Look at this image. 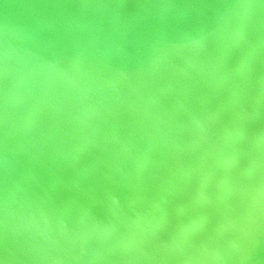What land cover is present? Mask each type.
Returning <instances> with one entry per match:
<instances>
[{
    "label": "bare ground",
    "instance_id": "obj_1",
    "mask_svg": "<svg viewBox=\"0 0 264 264\" xmlns=\"http://www.w3.org/2000/svg\"><path fill=\"white\" fill-rule=\"evenodd\" d=\"M88 1L117 16L92 22ZM57 2L58 14L43 0L31 16L69 38V62L104 73L81 74L111 97L102 166L117 149L134 161L116 157L115 202L99 182L75 186L114 214L91 233L51 228L0 199V264H244L264 250V0H147L135 22L120 14L123 0ZM72 154L60 168L75 178Z\"/></svg>",
    "mask_w": 264,
    "mask_h": 264
},
{
    "label": "water",
    "instance_id": "obj_2",
    "mask_svg": "<svg viewBox=\"0 0 264 264\" xmlns=\"http://www.w3.org/2000/svg\"><path fill=\"white\" fill-rule=\"evenodd\" d=\"M44 1L58 5L57 0ZM123 1L124 11L120 14L124 20L135 22L150 13L147 0H139L140 7L131 13L128 9L133 0ZM95 6L93 2L85 3L92 11V22L109 24L111 17L117 16L115 12H110L108 18L105 12L93 13ZM34 8L43 13V0H0V199L51 228L61 226L73 235L91 233L92 227L113 223L114 214L103 208L101 198H87L75 186L81 183L80 190H85L99 182L102 196L115 202L112 183L119 177L116 157L121 154V158H134L117 149L112 167L102 166V142H108L115 125L110 116L104 115L111 97L90 75L81 74L104 73L91 62H69V38H57L52 35L53 26L38 24L31 16ZM54 11L59 13L58 6ZM75 25L66 29L77 28L79 23ZM37 26L41 31H35ZM58 58L63 62L56 71ZM66 74L74 81L62 78ZM78 92L84 93L82 100L75 97ZM70 151L80 160V167L74 171L82 175L75 178L66 176V170L60 168V161L65 162ZM59 154V162L52 159ZM83 167L92 171L83 174ZM90 173L95 175L92 180ZM88 204L93 209L82 213L81 207Z\"/></svg>",
    "mask_w": 264,
    "mask_h": 264
},
{
    "label": "rangeland",
    "instance_id": "obj_3",
    "mask_svg": "<svg viewBox=\"0 0 264 264\" xmlns=\"http://www.w3.org/2000/svg\"><path fill=\"white\" fill-rule=\"evenodd\" d=\"M262 239L264 240V237H262ZM262 239L259 240L260 243H261V240H262ZM261 252H262V253H261ZM257 255H258V256H257ZM260 255H261V257H260ZM263 255H264V250L258 252V253L254 256V258H251L250 260H248V261L245 262V263H246V264H256L257 262H258V263H261V261L264 260ZM256 258H257V259H256ZM261 258H263V259H261ZM250 261H252V262L255 261V262L252 263V262H250ZM245 263H244V264H245Z\"/></svg>",
    "mask_w": 264,
    "mask_h": 264
}]
</instances>
